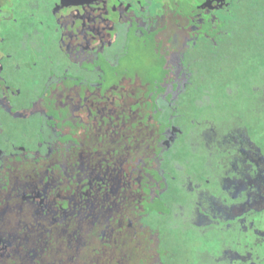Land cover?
I'll return each mask as SVG.
<instances>
[{
	"label": "flooded vegetation",
	"instance_id": "1",
	"mask_svg": "<svg viewBox=\"0 0 264 264\" xmlns=\"http://www.w3.org/2000/svg\"><path fill=\"white\" fill-rule=\"evenodd\" d=\"M263 6L0 0V264H170L168 232L235 221L226 264H264V77L205 86Z\"/></svg>",
	"mask_w": 264,
	"mask_h": 264
},
{
	"label": "rangeland",
	"instance_id": "2",
	"mask_svg": "<svg viewBox=\"0 0 264 264\" xmlns=\"http://www.w3.org/2000/svg\"><path fill=\"white\" fill-rule=\"evenodd\" d=\"M256 19L255 14L254 19L252 16H246V19L241 22L242 24L235 27L230 56L225 59V63H223L225 65H211L215 72H213L212 78L207 79L208 82L205 83V86L209 88L216 86L219 90H223V85L234 86V83L248 85L253 76L256 79L264 77V71L262 73L260 70L261 68L264 70V65H255L264 63V34L259 32V30L262 31L259 23L254 28L252 22ZM258 105L257 103L255 106L250 102L251 121L244 110H240V115L244 117L243 124L250 125L256 139L262 142L264 139V110L257 107ZM193 108L192 118H197L198 111L195 105ZM246 216L248 217L247 223L258 222L260 213ZM165 218L162 215L156 220L163 221ZM145 220H151V217H146ZM235 222L230 225V228L228 223L217 222L218 224L203 229L187 225L168 232L165 235V245L172 254L166 257V260L170 264H226V252L231 249L236 251L241 247L238 245L243 243V240L240 241L243 234L235 229ZM247 242L250 246L249 250L255 252V241L252 239ZM218 255H220L219 260L217 259Z\"/></svg>",
	"mask_w": 264,
	"mask_h": 264
}]
</instances>
